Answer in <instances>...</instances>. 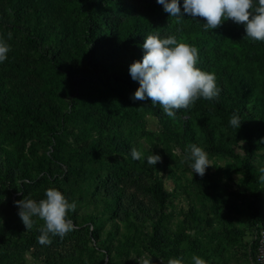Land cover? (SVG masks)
Instances as JSON below:
<instances>
[{"label": "rangeland", "instance_id": "obj_1", "mask_svg": "<svg viewBox=\"0 0 264 264\" xmlns=\"http://www.w3.org/2000/svg\"><path fill=\"white\" fill-rule=\"evenodd\" d=\"M68 1L46 0L36 15L0 33V42L10 48L0 75L13 105L10 113L0 115V173L8 172L15 183V190L0 194V264H168L181 257L183 264H194V255L206 264H256L249 238L254 237L248 232L262 225L264 216V136L254 138L255 150L248 155L242 132L230 126L228 118L193 104L170 119L159 104L134 101V91L108 77L95 81L90 51L97 37L113 50L119 40L111 24L117 20L107 16V0ZM88 6L96 12H89ZM70 7L76 8L72 14H62ZM73 36L80 40V49L64 39ZM59 48L66 52L59 60L61 70L67 71L65 89L60 103L52 94L48 98L62 113L77 116L48 133L25 119L16 103L45 96L39 92L47 83L37 75ZM251 69L255 92L246 111L259 127L264 120V73ZM97 89L103 91L101 103L122 97L128 108H139L141 117L109 123L106 117L113 110L102 105L95 111L85 104ZM67 93L76 98L73 111ZM191 144L208 155L210 166L203 177L185 161ZM134 147L142 153L141 160L132 159ZM151 154L161 157L155 166L147 163ZM247 171L259 181V202ZM43 177L46 180L39 182ZM23 183L31 187L22 189ZM158 183L169 194L162 205L146 191ZM49 188L76 203V210L68 213L74 229L63 238L50 237L52 244L42 246L37 237L44 221L34 217L35 224L27 230L15 202L25 197L39 202ZM159 232L162 244L156 249L149 241Z\"/></svg>", "mask_w": 264, "mask_h": 264}, {"label": "trees", "instance_id": "obj_2", "mask_svg": "<svg viewBox=\"0 0 264 264\" xmlns=\"http://www.w3.org/2000/svg\"><path fill=\"white\" fill-rule=\"evenodd\" d=\"M65 1L69 2L68 0ZM107 1L105 5L109 9L107 16L112 15L111 21L114 18L117 20L115 25L111 24V32L119 41L117 45L114 44L113 50H111L110 43L106 44L99 37L94 40L96 44L90 52L93 56L91 59L93 69L97 68L98 75L95 81L108 77V81H115L135 92L139 88V83L132 80L129 68L133 62L142 60L144 55L142 45L145 38L149 35H157L161 38L175 36L178 42L189 44L198 49L196 67L202 71L215 74L217 86L221 89L218 99L207 101L200 98L194 103L195 106L204 109L209 114L229 120L233 113L238 114L242 122L239 130L245 139L247 153L251 155L256 146L254 138L258 137V140H262L264 136V120L257 127L252 121V116L246 111V104L255 92L251 67H255L264 73V41H254L247 38L244 25L236 24L231 20L224 21L222 26L217 29L205 31L203 23L206 21L203 18L193 19L184 14L183 0H180L181 18L179 19L171 17L164 11L162 5L151 0H141V2L137 0L133 2L130 0ZM46 4V0H0V33L5 29H15L18 20L36 15ZM74 9L76 8H64L62 14L68 17ZM89 12L96 11L90 7ZM10 16L11 19H9ZM64 39L73 41L74 49L81 48L80 40H77L76 36L64 37ZM96 47L99 49L96 50ZM64 54L66 55V52L61 48L53 51L49 59L46 60L49 62L47 68L41 69L37 75L39 81L47 83L45 88L39 92L45 96L42 95V98L37 100L19 99L16 103L19 112L25 119L48 133L54 132L59 125L71 121L77 116L74 113H69V115L62 113L56 105L60 103L58 98L60 92H64L65 89L63 81H65L67 71L64 73L61 70L62 65L59 62L60 59L64 58ZM77 55L80 54L77 53ZM40 59H45V56L40 57ZM102 73L104 74L102 75ZM46 85L48 92H45ZM114 90L116 92L115 88ZM49 94H52L54 99L57 98V101H54L56 104L48 98ZM67 94L70 95L68 104L73 111L77 104L76 98L72 93ZM102 94L103 91L95 90L91 97H87L85 104L87 107H95V111H100L102 105L113 110V113L106 117L109 123L118 124L123 120L134 122L141 117V114L138 113L139 108H128L125 105L128 101L121 99L122 97H117L114 102H110V98L104 99L105 101H102L104 103H101ZM12 106L10 91L0 75V115L10 113ZM208 129L212 134L211 128L208 127ZM102 148L106 149V146ZM220 150L225 151L227 149L221 147ZM7 165H10V162H7ZM245 176L254 185L256 191L259 184L258 179L248 171ZM45 180L46 177L38 179L39 182ZM30 187L26 183L22 184V189ZM13 190H15V183L12 175L8 172L0 173V194ZM146 191L151 193L160 205L169 196L159 183L148 187ZM254 197L256 202L260 201V194L257 191ZM257 212L258 209H254V213ZM261 224L256 225L248 233L255 237L260 230L264 231V216ZM161 239L159 232L149 242L151 246L159 249L162 244ZM252 245L256 253V239L252 240Z\"/></svg>", "mask_w": 264, "mask_h": 264}, {"label": "clouds", "instance_id": "obj_3", "mask_svg": "<svg viewBox=\"0 0 264 264\" xmlns=\"http://www.w3.org/2000/svg\"><path fill=\"white\" fill-rule=\"evenodd\" d=\"M171 17L181 18L180 0H156ZM183 12L193 19L203 18L204 30L209 31L222 26L226 20L244 25L246 37L254 41H264V0H183ZM144 55L141 61L130 65L129 74L139 88L131 97L134 101L151 100L153 106L159 104L164 114L170 118L177 117L180 109H189L198 99L214 101L219 98L221 89L213 73L196 67L198 49L186 43L178 42L175 36L161 38L149 35L142 45ZM9 46L0 42V63L7 59ZM240 116L233 113L229 124L239 129ZM243 143V142H242ZM185 161H191L193 172L203 177L210 166L208 155L195 144L188 146ZM133 160H141L142 153L135 147L131 149ZM161 161L159 155H149L147 163L155 166ZM264 173V168L260 169ZM264 181V174L260 176ZM46 199L39 202L25 197L15 204L18 215L27 230L35 224L34 217L44 221L37 242L42 246L52 244L50 237L63 238L74 229L68 213L76 210V203H69L65 196L56 189L45 192ZM194 264H206L199 256H193ZM168 264H183V258L169 259Z\"/></svg>", "mask_w": 264, "mask_h": 264}, {"label": "built area", "instance_id": "obj_4", "mask_svg": "<svg viewBox=\"0 0 264 264\" xmlns=\"http://www.w3.org/2000/svg\"><path fill=\"white\" fill-rule=\"evenodd\" d=\"M252 241V237H249ZM257 241V248L255 253V263L264 264V231L260 230L259 233L254 237Z\"/></svg>", "mask_w": 264, "mask_h": 264}]
</instances>
